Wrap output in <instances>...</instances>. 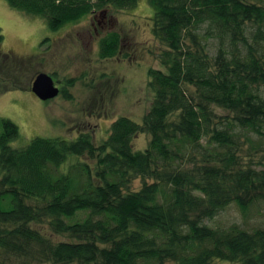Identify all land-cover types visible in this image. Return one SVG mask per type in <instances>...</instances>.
Here are the masks:
<instances>
[{"label": "trees", "instance_id": "trees-1", "mask_svg": "<svg viewBox=\"0 0 264 264\" xmlns=\"http://www.w3.org/2000/svg\"><path fill=\"white\" fill-rule=\"evenodd\" d=\"M6 2L57 31L100 11L133 10L138 0ZM147 2L164 69L148 70L153 97L140 124L119 117L98 146L81 133L72 141L37 137L13 149L8 144L18 129L0 118V256L25 264H264L263 228L203 224L231 204L245 214L264 203V164L255 169L234 153L241 134L264 138V5ZM120 45L119 33H106L98 40L99 59L117 56ZM24 61L21 74L32 57ZM65 89L59 95L70 100ZM211 106L229 112L223 127ZM140 134L150 140L135 151L132 142ZM85 155L93 167L69 164ZM197 155L206 162L185 164ZM135 181L140 186L132 190ZM31 225H46L67 240L52 242Z\"/></svg>", "mask_w": 264, "mask_h": 264}, {"label": "rangeland", "instance_id": "rangeland-1", "mask_svg": "<svg viewBox=\"0 0 264 264\" xmlns=\"http://www.w3.org/2000/svg\"><path fill=\"white\" fill-rule=\"evenodd\" d=\"M261 4L264 5V0ZM152 16L153 10L147 0H138L133 10L100 11L79 23L52 31L42 18L12 9L6 0H0L3 36L0 52L6 55L5 59L0 57V118L9 120L18 129V137L8 145L20 149L37 137L72 141L79 134L87 133L93 145L98 146L107 139L110 125L119 117H127L140 124L153 97L148 88V70L164 69L156 58L164 48L152 37L148 26L150 22L147 19ZM111 31L120 34L119 53L108 60L99 59L98 40ZM208 49L212 56L214 49L211 46ZM25 57H32V62L21 74L19 69L25 68ZM40 72L52 77L60 88L65 86L71 99L60 94L49 101L39 100L29 88ZM70 80L73 82H67ZM6 86L10 89H3ZM186 90L190 94L194 91L190 87ZM211 108L217 116L214 119L217 127H223L224 116L229 112L216 106ZM149 140L147 134L135 136L133 149L143 151ZM237 144L235 155L245 165L262 169L264 138L251 132L243 133ZM214 149L212 147L211 151L215 152ZM69 159V164L85 162L94 166L86 155ZM205 162L199 155L185 160L189 167ZM139 186L140 183L135 181L132 190ZM203 224L214 229L231 225L247 230L264 229V203L251 206L245 214L231 204L213 219L204 220ZM31 227L50 237L52 242L67 240L52 234L46 225ZM0 262L25 264L20 258L6 255L0 256ZM213 264L232 263L215 260Z\"/></svg>", "mask_w": 264, "mask_h": 264}, {"label": "water", "instance_id": "water-1", "mask_svg": "<svg viewBox=\"0 0 264 264\" xmlns=\"http://www.w3.org/2000/svg\"><path fill=\"white\" fill-rule=\"evenodd\" d=\"M31 92L41 101H49L59 95L60 89L48 74L38 73L30 87Z\"/></svg>", "mask_w": 264, "mask_h": 264}, {"label": "flooded vegetation", "instance_id": "flooded-vegetation-1", "mask_svg": "<svg viewBox=\"0 0 264 264\" xmlns=\"http://www.w3.org/2000/svg\"><path fill=\"white\" fill-rule=\"evenodd\" d=\"M55 83H56V81H55ZM56 86L60 89V87L57 85V83H56Z\"/></svg>", "mask_w": 264, "mask_h": 264}]
</instances>
